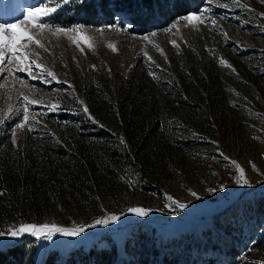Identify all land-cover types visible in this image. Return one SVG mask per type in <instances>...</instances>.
Listing matches in <instances>:
<instances>
[{"label":"rangeland","instance_id":"obj_1","mask_svg":"<svg viewBox=\"0 0 264 264\" xmlns=\"http://www.w3.org/2000/svg\"><path fill=\"white\" fill-rule=\"evenodd\" d=\"M72 1L67 14L80 0ZM60 2L0 0V24L19 22L42 45L21 42L20 52L28 59L21 63L6 54L0 64V134L8 133L14 147L29 133L61 136L47 119L67 113L66 120L75 122L78 105L95 121L75 85L93 79L107 81L115 90L136 65L162 68L169 47L183 51L201 43L207 53L197 60L201 65L213 61L224 98L209 109V87L194 114L179 106L176 129L191 145L149 157L151 177L145 180L151 191L125 179L127 191L105 193L100 209L70 210L69 224L50 209L41 224H6L0 250L33 243L34 264H43L51 251L62 262L71 251L87 250L93 243L115 246L111 264H169L175 257L179 264H198L204 258L223 264H264V0H205L199 10L145 33L132 32L125 21L121 24L124 17L117 11L114 22L100 25L58 23L51 9ZM45 6L49 14L38 21L44 27L30 25L26 21L30 10ZM190 14L198 18L185 19ZM204 112L210 125L203 122ZM115 135L123 138L120 130ZM130 209H143L147 215ZM24 225L41 231L10 234ZM52 227L83 231L64 235L50 232Z\"/></svg>","mask_w":264,"mask_h":264},{"label":"trees","instance_id":"obj_2","mask_svg":"<svg viewBox=\"0 0 264 264\" xmlns=\"http://www.w3.org/2000/svg\"><path fill=\"white\" fill-rule=\"evenodd\" d=\"M204 1L80 0L68 8L67 14L66 7L74 1L65 4L61 0L52 8L58 23L78 21L84 25L114 22L117 11L124 17L121 24L125 21L132 32L145 33L199 10ZM206 53L201 43L196 48L185 46L183 51L169 47L168 61L162 62V68L154 66L149 70L136 65L115 90L107 81L97 83L88 79L83 85L77 83L75 86L95 121L89 120L81 105L76 107L75 122L66 120L67 113L58 114L55 120L47 119L59 128V137L48 132L41 136L29 133L18 139L14 147L8 133L0 134V232L6 224L18 221L41 224L48 209L69 224L70 210L80 213L83 206L100 209L105 193L127 191L129 184L125 179L133 181L140 190L151 191L145 180L151 177L149 157L160 155L164 149L191 145L176 129L174 114L179 106L194 114V106L205 101L202 94L209 87V109L215 100L224 98L220 72L213 61L201 65L197 60L205 58ZM202 118L208 125L207 112ZM119 130L122 139L115 135ZM102 184L109 190L104 191ZM98 245L93 243L87 250L71 251L62 262L58 261L57 252L51 251L43 264H111L115 246ZM33 248V243L22 242L1 249L0 264H34ZM176 258L170 263L179 264ZM204 259L198 264H223L213 258Z\"/></svg>","mask_w":264,"mask_h":264},{"label":"snow or ice","instance_id":"obj_3","mask_svg":"<svg viewBox=\"0 0 264 264\" xmlns=\"http://www.w3.org/2000/svg\"><path fill=\"white\" fill-rule=\"evenodd\" d=\"M63 2L66 4L69 2V0H63ZM49 9L45 6L43 8H37L34 10H30L28 15L26 16V21L32 25L33 27H37L42 29L44 25L42 23H38V21L49 14ZM51 11H55V9H51ZM198 17L196 14H190L185 19H188L189 21L195 20ZM82 39L87 42V37H82ZM31 42L35 43L38 46L40 45V41L37 40L33 35H31L27 30H25L21 24L18 22L17 24H0V64H3L6 58V54L10 55L11 58L16 60L17 62H23L28 59L27 56L23 55L20 52L19 45L21 42ZM51 75V73H50ZM243 170H241L242 172ZM195 195V193H192ZM180 208H184L185 205L180 204L178 205ZM129 211L135 212L137 215L143 216L147 215V212L143 209H130ZM113 220L119 219V217H112ZM97 224L101 223V221H97ZM92 225H90L91 227ZM42 229H48L47 225L41 226ZM41 229H37L36 226H21L18 230L12 231L10 234L12 236H17L25 232H32L33 234H37ZM50 232H59L64 235H78L79 232L83 231V229H79L75 232H67L64 229L55 228L52 227L49 229ZM0 235H4L3 232H0Z\"/></svg>","mask_w":264,"mask_h":264}]
</instances>
